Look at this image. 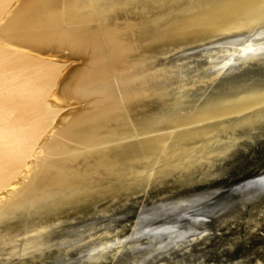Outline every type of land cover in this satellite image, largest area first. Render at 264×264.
<instances>
[{"label": "water", "instance_id": "obj_1", "mask_svg": "<svg viewBox=\"0 0 264 264\" xmlns=\"http://www.w3.org/2000/svg\"><path fill=\"white\" fill-rule=\"evenodd\" d=\"M18 1L0 0V26ZM129 30L122 36L136 49L125 60L167 68L172 81L199 80L183 90L152 81L147 94L123 104V115L140 125L180 121L168 153L143 160L137 175L7 214L0 264H264V103L222 111L264 93V18L197 32L173 19ZM64 41L54 50L0 37V196L65 114L87 102L61 104L60 84L96 58L110 64L105 42ZM204 111L210 115L200 123H184ZM26 224L41 230L16 245L4 241Z\"/></svg>", "mask_w": 264, "mask_h": 264}, {"label": "bare ground", "instance_id": "obj_2", "mask_svg": "<svg viewBox=\"0 0 264 264\" xmlns=\"http://www.w3.org/2000/svg\"><path fill=\"white\" fill-rule=\"evenodd\" d=\"M149 6L154 8L150 10ZM123 10H130L132 17L119 20L116 16ZM263 18L264 0H149L145 6L139 0H19L1 24L0 37L54 50L64 40L96 46L105 42L111 60L108 64L96 58L87 66H78L66 86L60 84L55 96L58 102L80 106L87 101L83 107L89 110L72 108L42 140L19 178L0 196V220L13 212L28 214V210L38 209L42 203L52 205L89 192L108 179L137 175L143 160L168 153L179 120H163L159 127L140 125L121 111L131 98L147 94L152 81L172 79L167 68L146 70L141 60L124 59L136 49L122 36L125 30L127 37L131 36L130 26L159 28L173 19L184 29L197 32L237 27ZM111 78L113 83L109 82ZM197 81L198 78L184 82L181 77L171 80V87L183 90L195 86ZM249 101L264 103V93L230 102L222 111L239 109ZM72 110L78 113L70 115ZM208 115L204 111L186 118L184 123H200ZM136 147L145 153L143 159L135 156ZM26 226L3 237L4 241L16 245L18 240L41 230ZM0 240L3 241L1 236ZM24 243L23 247L27 242Z\"/></svg>", "mask_w": 264, "mask_h": 264}, {"label": "rangeland", "instance_id": "obj_3", "mask_svg": "<svg viewBox=\"0 0 264 264\" xmlns=\"http://www.w3.org/2000/svg\"><path fill=\"white\" fill-rule=\"evenodd\" d=\"M79 72V71H78ZM78 72H76V73H78ZM66 103H68V102H66ZM77 110V109H76ZM76 110H75V112L72 110L70 113V115H72L73 113H78V111L76 112ZM80 112V111H79Z\"/></svg>", "mask_w": 264, "mask_h": 264}]
</instances>
